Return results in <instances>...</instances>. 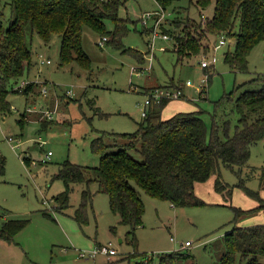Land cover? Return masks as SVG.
<instances>
[{"label": "rangeland", "instance_id": "rangeland-1", "mask_svg": "<svg viewBox=\"0 0 264 264\" xmlns=\"http://www.w3.org/2000/svg\"><path fill=\"white\" fill-rule=\"evenodd\" d=\"M122 1L119 16L129 19V32L120 38L121 46L113 42L112 35H106L109 40L100 46L101 32L91 27L82 29V47L89 64L79 60L62 64L61 36L53 35L51 42L45 44L27 28L34 64L23 76L11 80L7 96L10 108L0 116V154L6 158L5 174H0V228L9 219L28 222L12 241L0 240V264H139L151 260L160 264L174 252L188 254L182 264H219L225 251V236L235 231L233 207L254 209L236 227L264 223V141L252 147L251 158L241 172L221 167L222 181L230 186L227 190L216 191V176L197 185L196 194L205 204L173 207L136 186L146 206L143 226L136 231L137 248L127 240L131 238L128 226L119 224L109 195L99 190L97 182L90 183L94 196L86 224L81 226L74 214L87 184H76L69 207L60 209L56 197L65 187L56 178L60 164L68 159L86 169L99 166L101 155L94 151L93 143L100 137L110 151L126 147L128 139L121 134L134 132L144 119L147 88L172 83L182 86L184 96L168 102L162 116L168 120L182 112L196 113L207 123L208 141L216 126L221 137L233 135L240 119L239 97L245 91L264 88L263 43L252 49L248 71H235L224 59L227 50L234 51L236 37L226 38V45L220 46L221 37L211 35L203 54L179 61L173 40L157 37L153 41V33L147 32L151 29L143 24L144 13L160 10L159 3ZM176 6L183 7L181 18L200 20L201 15L213 17L216 1L200 11L188 0H175L166 8L161 30L173 27L170 22L178 16ZM0 8L8 26L11 5L3 0ZM105 25L108 31H114L111 19H106ZM123 48L145 54L144 61L125 53ZM213 56L215 64L204 69L202 60ZM47 58L52 63L42 64L41 60ZM31 81H35V87L28 95L14 91L21 88V83ZM44 87L46 95L42 92ZM44 121L51 125L44 128ZM131 153L136 160H144L140 146ZM113 226L115 233L111 232ZM109 243L117 255L108 259L99 253L88 258L97 246ZM83 252L88 256L80 257ZM261 259L264 264V256ZM245 263L246 259L238 255L235 264Z\"/></svg>", "mask_w": 264, "mask_h": 264}, {"label": "trees", "instance_id": "trees-1", "mask_svg": "<svg viewBox=\"0 0 264 264\" xmlns=\"http://www.w3.org/2000/svg\"><path fill=\"white\" fill-rule=\"evenodd\" d=\"M4 1L11 5L12 18L9 25L5 26L0 8V116L10 108L7 96L11 80L23 76L34 64L33 53L27 43V28L45 44L51 42L53 35H60V59L64 65L74 60L89 64V58L82 47L84 27H91L103 36L112 35L116 45H120V38L129 32V19L119 16L122 0ZM156 1L166 10L175 0ZM215 1L213 17L204 18L201 15L200 20L181 18L183 7L176 6L174 10L178 16L170 22L173 27L163 28V31L172 35L179 61L184 57L203 54L208 48L211 35L236 37L234 51L227 50L224 59L235 71H248V57L252 49L259 43L264 44V0ZM212 2L188 0L189 4H194L200 11L208 8ZM106 19L114 22L113 32L106 29ZM123 51L140 62L145 59V54L131 48H123ZM171 86L178 85L172 83ZM34 87L35 82L31 81L14 91L28 95ZM169 101L153 104L147 117L138 122L134 132L121 134V137L128 139L126 147L110 151L104 139L98 138L93 143V149L101 155L99 166L86 169L68 159L62 162L56 174V178L61 179L65 185L56 197L60 209L69 207L70 195L76 184H87V189L82 192L80 207L74 214L81 226L86 224L89 205L94 196L90 183L97 182L99 190L109 195L111 210L119 216V224L128 226L131 238L127 237V240L137 248L136 231L143 226L146 206L136 186L151 197L168 201L173 207L205 204L196 194V185L213 176H216V191L227 190L230 186L222 181L221 167L224 165L241 172L251 158L252 147L264 141V88L245 91L239 97L237 109L240 119L233 135L227 133L221 137L216 126L209 141L206 121L194 112H182L165 120L162 111ZM23 119H26V115ZM42 125L46 128L51 122L44 121ZM138 146L144 156L143 161L136 160L131 153ZM25 160L31 163L28 157ZM5 170L6 158L0 154V174H5ZM249 193L255 195L251 190ZM233 210L235 218L232 224L235 231L225 236V251L219 264H235L238 255L246 259L245 264H263L264 224L236 227L239 220L254 209L244 211L233 207ZM27 222L24 219L5 221L0 228V240L12 241L13 236ZM111 232H116L115 226ZM187 257L188 254L174 252L163 258L160 264H182ZM139 264L153 263L151 260Z\"/></svg>", "mask_w": 264, "mask_h": 264}, {"label": "built area", "instance_id": "built-area-1", "mask_svg": "<svg viewBox=\"0 0 264 264\" xmlns=\"http://www.w3.org/2000/svg\"><path fill=\"white\" fill-rule=\"evenodd\" d=\"M160 10H156V11H151V12H146L143 15V24L144 26H146L147 28L151 29V32L153 33V41L157 38V37H162L164 40H171L172 39V35L164 32L163 30H161L162 28L160 27V25L163 23V21L165 20V9H163V7L160 5ZM204 17V15H203ZM108 40L107 36H103L101 42L99 43L100 46L104 45L105 42ZM227 41L226 38L224 36L221 37V39L219 40V45H226ZM217 45H215L216 48ZM151 52L153 49V43L150 46ZM216 62V57L213 56L212 59L207 60L204 59L201 62L202 67L208 68L211 65L215 64ZM41 63H47L50 64L52 63V60L47 58L42 59ZM204 81V80H203ZM29 82L26 83V85ZM25 82L21 83V85L19 87H25ZM42 92L44 95L47 94V89L44 87V89H42ZM70 91H67V94H70ZM144 94L146 96V99L144 101V108L142 111V116L145 118L148 115V112L151 108V106L155 103H160L163 100H174V99H180L184 96V91L182 86H171V85H166V86H156L153 88H150V90H145ZM9 140H13L11 137L9 138ZM48 155H51V151H49ZM173 239V238H172ZM186 245H190V242H187ZM99 253L105 254L108 259H111L112 256L117 255L118 252L115 248H113L111 246V243L107 244V245H99L97 246L94 251H92L89 254L88 258H95ZM80 257L84 258L88 255H86L84 252L79 254Z\"/></svg>", "mask_w": 264, "mask_h": 264}, {"label": "crops", "instance_id": "crops-1", "mask_svg": "<svg viewBox=\"0 0 264 264\" xmlns=\"http://www.w3.org/2000/svg\"><path fill=\"white\" fill-rule=\"evenodd\" d=\"M34 82H35V81H34ZM170 101H172V100H170ZM170 101H169V102H170ZM164 108H165V107H164ZM164 108H163V110H164ZM162 113H163V111H162ZM162 117H163V116H162ZM203 183H204V182H203ZM198 184H200V183H197V185H198ZM197 185H196V187H197ZM260 224H261V223H260ZM262 224H264V223H262ZM139 228H140V227H139Z\"/></svg>", "mask_w": 264, "mask_h": 264}]
</instances>
